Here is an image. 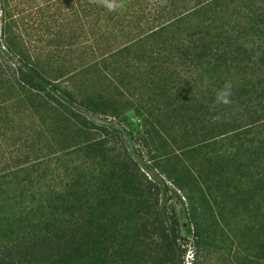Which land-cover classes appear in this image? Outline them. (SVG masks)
<instances>
[{
  "label": "rangeland",
  "instance_id": "374dc122",
  "mask_svg": "<svg viewBox=\"0 0 264 264\" xmlns=\"http://www.w3.org/2000/svg\"><path fill=\"white\" fill-rule=\"evenodd\" d=\"M82 16V12L62 9L55 12V26L50 30L35 32L25 21L14 29V41L21 35L26 42L17 47L21 55L52 84L71 93L73 100L59 106L43 93L18 90L0 77V158H6L0 159V175L35 164L37 175L46 176L41 184H51L56 190L80 178L84 186L79 191L64 186L66 208L74 212L70 215L74 222L75 215L87 209L83 205L79 210L77 199L92 202L99 186L114 192L122 187L121 181L114 186L115 178L108 177L110 160L121 169L122 162L115 159L119 153L125 155L136 178L153 180L160 189L151 197L105 199L103 207L111 204V211L103 217L86 218L85 233L71 238L64 264H264V171L252 167L244 143L202 142L215 135L209 127L200 131L190 109H178L168 116L178 106L169 102L167 91L161 92L166 98L158 96L155 88L144 87L148 77L142 84L135 83L120 63L124 58L116 64L101 63L105 54L129 44L131 36L148 34L155 26L144 25L127 37L133 26L107 21L112 13L88 22ZM134 48L125 57L130 66L140 57H135ZM149 59H142L143 66ZM180 93L179 99L188 97L185 91ZM95 124L108 129L97 130ZM101 141L103 147L95 146ZM67 169V180L56 178L59 170L64 175ZM162 169L196 178L190 186L192 203L204 224L198 241L187 221L183 193L167 184ZM18 178L27 183L18 185L9 178L0 181V258L26 253L22 264H41L28 251L37 228H20L29 207L41 202L44 194L33 187L36 172L28 170ZM57 200L53 204L62 208L61 195ZM173 217L184 253L170 252L161 239L160 231L171 225ZM43 264L58 263L49 259Z\"/></svg>",
  "mask_w": 264,
  "mask_h": 264
},
{
  "label": "trees",
  "instance_id": "16d2710c",
  "mask_svg": "<svg viewBox=\"0 0 264 264\" xmlns=\"http://www.w3.org/2000/svg\"><path fill=\"white\" fill-rule=\"evenodd\" d=\"M123 4L121 9L109 12L92 0H0V77L4 79L3 83L11 82V86H16L18 90L26 88L43 93L59 106L73 100L71 93L52 84L18 51L17 47L26 42L21 39V35L14 41L17 38L14 29L24 21L28 29L41 32L55 26V12L62 9L75 14L82 12L81 19L87 22L92 17H103L108 12L112 16L107 21L114 19L122 25L133 26L130 33L125 34L127 37L134 30L140 31L144 25L151 24L155 28L148 34L139 32L134 35L135 38L131 36L129 44L105 54L101 63L116 64L118 58H124V63H120L134 76L135 83L142 84L148 77L144 87L155 88L159 91L158 96L166 98L167 95H162L161 92H168L169 102H175L178 106L172 107V113H168V116L179 112L178 109H190V114H195L200 131L209 127V132L215 135L202 142H243L245 152L252 159V167H261L264 171V0H123ZM136 46L138 48H134ZM133 48L135 57L138 54L140 57L134 58L136 65L130 66L125 57ZM155 49L157 50L154 51ZM138 51L144 53H137ZM147 52L149 54L146 56ZM148 56L150 59L143 66L142 59ZM226 82H231L233 86L232 103L216 104L215 94ZM182 91H185L187 98L179 99ZM102 112L105 117L108 116L105 111ZM95 127L100 131L108 129L104 124H95ZM103 145L102 141L95 144L97 147ZM201 146L206 148L209 145ZM90 151L95 150L93 148ZM98 152L103 153V150ZM107 152L111 154L112 150L107 149ZM0 159L6 161V158ZM115 159L122 162L121 169L116 167L120 164L110 160L108 167L112 165L109 168L112 171L108 172V177L115 178L114 186H118L121 181L122 187L114 192L113 188L99 186L98 191L93 194L96 199L92 202L77 199L79 210L83 205L87 209L85 213L75 215V222L70 217L74 212L66 208L68 202L64 186L74 188L77 192L84 186L80 178H72L56 190L51 184H41L40 180L46 176L37 175L38 170H34L38 165L35 164L25 170L0 175V181L1 178H9L13 183L22 185L27 181L18 178V175L27 173L28 170L36 172L38 179L34 180L33 187L41 195L44 194V198L29 207L24 218L25 225L20 228H37L34 239L28 245L35 263L43 264L54 259L58 264H64L70 255L71 238L85 233L86 218L103 217L111 211V204L103 207L105 199L112 202L117 195L140 199L158 194L160 186L153 180L136 178L125 155L119 153ZM69 172L67 169L63 175L59 170L56 178L67 180ZM160 173L174 191L183 193L187 205V221L193 228V237L198 241L204 224L192 203L190 186L191 181L196 178L190 179L176 172L169 174L165 169ZM50 177L53 179L54 176ZM32 183L29 182L31 185ZM125 187L130 190L121 191ZM60 195L62 208L53 204V200L58 201ZM160 232L161 239L170 252H185L177 242L180 236L174 217L171 225L163 227ZM25 254L21 257L16 254L5 256L0 258V263L8 261V264H22L26 261ZM10 257H14V260Z\"/></svg>",
  "mask_w": 264,
  "mask_h": 264
},
{
  "label": "clouds",
  "instance_id": "9594fccd",
  "mask_svg": "<svg viewBox=\"0 0 264 264\" xmlns=\"http://www.w3.org/2000/svg\"><path fill=\"white\" fill-rule=\"evenodd\" d=\"M92 2L104 7L109 12L117 11L124 6L123 0H92ZM232 95H233V86L231 82H226L223 88H221L216 92L215 103L230 105L232 103L231 100Z\"/></svg>",
  "mask_w": 264,
  "mask_h": 264
}]
</instances>
